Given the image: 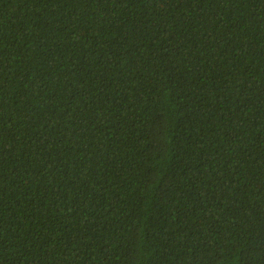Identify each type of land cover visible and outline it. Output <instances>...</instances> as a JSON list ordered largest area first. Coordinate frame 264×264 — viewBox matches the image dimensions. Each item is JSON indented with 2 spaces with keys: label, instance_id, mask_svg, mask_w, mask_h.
I'll return each mask as SVG.
<instances>
[{
  "label": "trees",
  "instance_id": "1",
  "mask_svg": "<svg viewBox=\"0 0 264 264\" xmlns=\"http://www.w3.org/2000/svg\"><path fill=\"white\" fill-rule=\"evenodd\" d=\"M0 264H264V0H0Z\"/></svg>",
  "mask_w": 264,
  "mask_h": 264
}]
</instances>
